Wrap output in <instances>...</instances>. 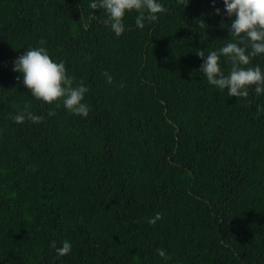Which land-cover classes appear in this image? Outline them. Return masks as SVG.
Segmentation results:
<instances>
[{"label":"trees","instance_id":"16d2710c","mask_svg":"<svg viewBox=\"0 0 264 264\" xmlns=\"http://www.w3.org/2000/svg\"><path fill=\"white\" fill-rule=\"evenodd\" d=\"M160 3L117 37L89 0H0V264H264V94L199 70L237 42L222 0ZM34 47L88 87L87 117L31 96L13 61Z\"/></svg>","mask_w":264,"mask_h":264},{"label":"clouds","instance_id":"9594fccd","mask_svg":"<svg viewBox=\"0 0 264 264\" xmlns=\"http://www.w3.org/2000/svg\"><path fill=\"white\" fill-rule=\"evenodd\" d=\"M223 10L216 8L217 15L224 14L230 19V34L237 42H229L219 49L207 53L203 51L197 55L202 58L200 71L206 76L209 84L220 91L227 89L229 97H247L249 88L255 86L257 95L264 94V69L259 65L246 67L251 58L264 56V0H222ZM187 5L189 0H181ZM215 5V0H213ZM92 10L103 9L107 14L111 30L119 37L125 31L124 19L126 15L136 13V25L143 29L146 20L156 21L158 14L166 11L160 0H89ZM204 21L201 20V26ZM227 25L222 24L221 27ZM221 57L231 60V70L225 75L221 66ZM13 71L22 74L23 84L30 90L31 96L37 100L52 104L63 100V106L71 114L87 117L89 106L84 102L89 89L83 83L73 87V80L67 73L65 62H57L50 57L43 47L25 50L13 61ZM107 75V73H105ZM108 77V83H111ZM54 115L49 112V116ZM34 123L40 122L42 117L31 112L16 114L12 117L17 124H23L25 119ZM162 218L161 213L148 220L155 224ZM71 251V245L64 242L58 249L63 256ZM159 257L167 262L170 257L164 249H157Z\"/></svg>","mask_w":264,"mask_h":264}]
</instances>
